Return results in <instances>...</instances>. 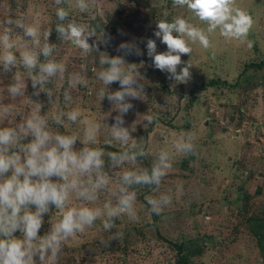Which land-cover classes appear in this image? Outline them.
Instances as JSON below:
<instances>
[{"label":"rangeland","instance_id":"374dc122","mask_svg":"<svg viewBox=\"0 0 264 264\" xmlns=\"http://www.w3.org/2000/svg\"><path fill=\"white\" fill-rule=\"evenodd\" d=\"M84 3L81 10L79 0H0V130L14 133L13 143L0 147L23 163L25 146L35 140L27 127L33 120L49 135L42 150L62 153L56 137H71L78 157L95 150L102 162L87 172L72 169L66 179L47 178L57 190L65 187L67 198L60 207L49 202L41 213L32 264H264V0L229 5L232 15L239 9L251 17L247 39L225 38L219 27L208 32L207 21L174 0ZM58 9L67 13L63 20ZM178 18L202 29L210 42L204 48L173 31L191 49L176 67V75L188 69L184 81L156 68L147 48L153 40V56L167 52L157 25ZM70 24L84 29L89 51L69 38ZM122 44L135 47L126 52ZM25 55L34 58L33 67ZM114 58L122 76L132 78L130 86L100 79ZM48 63L57 65L51 75L42 71ZM126 89L135 96L110 99ZM153 169L163 173L159 183L137 182ZM128 198L130 207L122 211ZM70 209L99 214L83 231L61 233L55 256L48 248L41 259V239ZM36 211L27 204L20 216ZM0 239L24 241L23 224ZM174 244L182 245L181 256Z\"/></svg>","mask_w":264,"mask_h":264},{"label":"clouds","instance_id":"9594fccd","mask_svg":"<svg viewBox=\"0 0 264 264\" xmlns=\"http://www.w3.org/2000/svg\"><path fill=\"white\" fill-rule=\"evenodd\" d=\"M60 3V0H56ZM232 0H174L177 5H187L195 15L201 21L208 22V32H212L220 28V35L228 39H240L247 36V33L252 25L251 17L246 15L243 11L237 9L235 15H232V9L229 5ZM79 7L81 10L86 8L84 0H79ZM67 13L63 9L57 10V16L63 20ZM159 31L155 33L157 37L162 34V43L167 45L168 51L161 54H153L156 51V44L153 40H148L147 48L148 55L153 57L155 67L160 70L169 71L175 76L178 81H184L189 76L187 68L181 70L180 75H176V67L181 63L180 54H188L191 49L186 46L184 39L179 36H173V31L180 34H186L193 42L199 41V44L204 48H208L210 45L208 36L202 29L189 25L183 18H178L174 23L160 22L157 25ZM60 32H64L63 27L58 29ZM84 29L77 27L73 24L68 26V35L73 42L84 49L90 50V46L87 43V39L83 36ZM27 34L35 37L36 30L34 28H28ZM7 41V36L3 38ZM251 46V45H249ZM134 45L122 44L121 49H125L126 52H132ZM50 49L46 46L44 49V55L49 54ZM173 53H176L175 55ZM136 54L139 55V49H136ZM5 60L11 63L14 57L11 53L7 54ZM25 63L29 67L35 65V60L30 55H25ZM118 58H114L110 61L111 67L100 74V79L106 84H111L114 81L119 80L121 87L130 86L133 80L130 76H122V73L118 67L120 64ZM57 69V65L54 63H48L42 67V71L47 72L49 75L53 74ZM13 93L17 91V88L11 89ZM133 95L134 92L126 89V91H118L114 97L110 99L123 100L125 95ZM130 105L125 104L123 110L127 111ZM76 113H72L69 118L76 119ZM27 127L32 130L35 140L34 142L25 146L26 152L25 159L21 163V157L17 153L6 155L8 149L6 147H0V176L8 173L10 170L12 175L0 182V235L5 237L11 236V234L23 224V232L26 237L24 241L15 239H0V264H32V249L34 248L33 240L37 238L38 230L41 227V213L47 211L46 205L51 202L57 207L63 205L67 198V192L65 187L61 186L57 190V186L51 183L47 178L53 175L64 176L65 173H70L72 169H78L81 172H87L92 166L100 167L101 161L99 159L100 153L95 150L85 149V155L80 158L74 152L71 151V145L74 143V139L71 137L57 136L56 140L58 145L64 149L62 153L58 152L57 147H52L48 150L44 149L46 142L49 140L47 132L42 130L41 122H33L29 120ZM14 141V133L11 129L0 130V146H6ZM163 160V157L161 158ZM167 167V165H165ZM163 173L159 169H153L151 177L143 176L137 177V182L143 180L146 183L153 181L159 183V178ZM23 176V180L20 177ZM39 177L37 182H33L31 177ZM66 179V176H64ZM129 178L128 174L125 175V179ZM101 182H104L101 179ZM76 182L73 181L72 186L75 187ZM129 199H124L121 204L124 205L122 211L127 210L130 207ZM153 203V201H149ZM27 204L36 206L37 211L35 213L25 212L21 217V207ZM153 211H156L155 204ZM99 213H93L89 209H81L78 213L75 209H70L63 216V219L56 225L55 232L47 238H42L39 245V251L41 252V259H43V253L48 249H52V255L55 256L58 247L60 234L63 233L64 237L72 235L75 230L83 231V225L91 224ZM115 213L110 212L109 215ZM105 227H111L107 222ZM27 257V259H26Z\"/></svg>","mask_w":264,"mask_h":264},{"label":"trees","instance_id":"16d2710c","mask_svg":"<svg viewBox=\"0 0 264 264\" xmlns=\"http://www.w3.org/2000/svg\"><path fill=\"white\" fill-rule=\"evenodd\" d=\"M247 35H248V33H247ZM245 38L247 39V36ZM246 68H248V69L253 68V64H248ZM243 71H245V70H243ZM173 246L176 248L178 256H181V254H182V245L180 246V244H174Z\"/></svg>","mask_w":264,"mask_h":264}]
</instances>
